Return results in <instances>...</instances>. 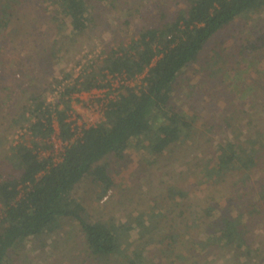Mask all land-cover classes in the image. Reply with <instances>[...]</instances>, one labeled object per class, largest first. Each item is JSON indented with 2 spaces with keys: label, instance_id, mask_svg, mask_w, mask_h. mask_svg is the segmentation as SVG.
Listing matches in <instances>:
<instances>
[{
  "label": "trees",
  "instance_id": "16d2710c",
  "mask_svg": "<svg viewBox=\"0 0 264 264\" xmlns=\"http://www.w3.org/2000/svg\"><path fill=\"white\" fill-rule=\"evenodd\" d=\"M41 1L47 7L51 22L63 29L61 35L68 39L78 38L90 28L96 29V18L103 15V22L105 14L117 9L123 1L133 2L131 8L141 12L137 20L139 33L129 41L110 43L100 57L89 60L62 89L48 82L41 86L34 84L33 65L26 69L27 62L34 59V53L27 51L29 48H20L18 60H7L4 64L6 67L19 65L28 78L30 94L27 104L21 107L28 111L31 123L22 140L11 146L10 156L16 161L10 160L8 168L0 174V264L7 263V256L15 245L49 229L63 217H71L80 225L87 249L85 264H113L114 254L129 240L126 236L132 231L137 237L128 248L123 247L121 264H157L154 258L163 253L170 264L216 261L227 264L230 259L238 264H264V235H261V230L264 233V123L258 121L259 113L264 111V23L261 20L249 24L245 34L235 35L240 52L249 53L252 58L257 77L250 79L255 86L243 99L236 94V98L231 97L227 107L233 110L215 115L210 126L200 129L207 134L210 146L203 163L205 176L201 179L209 187L215 185L217 178L221 180L217 199L206 206L197 203L194 214L172 231L178 225L177 219L168 227V214L162 208L156 211L154 207L147 215L154 219V226L148 224L142 212L128 225L119 221L108 226L101 220L91 219L83 203L73 195L74 188L89 177L100 188L99 197H102L115 183V168L110 162L124 157L130 144L140 146L145 139L155 159L170 160L178 141L187 144L188 139L196 136L199 129L196 120L204 115L199 114L200 110H195L193 115L185 114L180 91L192 89L195 95L191 93V96L195 98L205 92L208 80H202L201 84L190 80L179 84V79L198 60L215 33L227 29L252 10H261L264 0ZM20 10V0L0 3V57L6 48L7 36L13 40L21 29L13 19L14 14L20 16ZM125 21L129 22L128 18ZM41 48L53 53L52 49ZM58 50L62 55L63 47ZM229 50L218 48L220 62H226ZM62 59L60 56L59 61ZM141 74L144 75L141 84L119 83L117 95L109 99L103 118L96 125L84 127L82 134L74 137L76 132L68 119L74 93L110 87L108 75L135 79ZM212 86L211 96H219V90H225L218 83ZM50 95L54 97L51 99ZM55 123L59 127L58 137L67 141L59 161H54L50 140L56 132ZM49 148L51 152L43 154ZM188 148L190 151L191 147ZM166 193L174 201L172 205L178 206L185 202L187 195L173 181H169ZM209 196L215 195L211 192ZM181 213L185 214L183 208ZM157 221L161 223L158 229Z\"/></svg>",
  "mask_w": 264,
  "mask_h": 264
},
{
  "label": "rangeland",
  "instance_id": "374dc122",
  "mask_svg": "<svg viewBox=\"0 0 264 264\" xmlns=\"http://www.w3.org/2000/svg\"><path fill=\"white\" fill-rule=\"evenodd\" d=\"M2 1L4 0H0V3ZM132 3L119 2L117 9L105 14L103 22V15L96 18L98 23L96 29L90 28L78 38L68 39L61 35L64 30L51 22L47 7L41 0H20V16L14 14L13 19L21 29L13 40H9L7 36L6 48L0 57V174L6 170V167L8 168L10 160L16 161L12 155L10 156L11 146L21 139L31 123L28 111L21 107L28 102L31 85L19 65L12 67L4 65L9 62L7 60H18L17 54L20 48L31 49L27 51L34 53V59L27 62L26 69H30L33 65L31 72L34 74L32 77L34 84L41 86L48 82L57 89H62L64 85L73 81L89 60L100 57L103 49L110 43L129 41L138 35L137 20L141 12L132 9ZM126 18L129 22L125 21ZM258 20L264 23V7L261 10L250 11L248 15L236 19L227 29L215 33L198 60L189 65L179 79V84H185L188 80L192 83L208 80L205 82V94L198 93L195 98L191 96L194 92L192 89L180 91L185 114L193 115L195 110H200L199 114L204 115V118L196 120L199 129L196 136H191V138L194 136L193 140L188 139L187 144L182 140L178 141L174 145L175 152L171 153L173 157L170 160L155 159L149 147H146L148 141L145 139L140 146L130 144L124 157L113 158L110 162L115 168L113 171L115 183L102 197H99L100 188L89 177L84 178L74 188L73 195L83 203L85 212L91 216V219L101 220L108 226L118 224L119 221L123 225H128L132 221L135 222V218L142 212L146 215L148 224L154 226V219L147 215L155 207L156 211L162 208L161 211L168 214L166 217L169 220L168 227L170 222L177 219L178 225L172 230L175 231L184 219L188 220L194 214L197 203L206 206L219 197L217 188L221 180L217 178L215 185L209 187L208 183L201 179L204 175L203 163L209 155L210 146L207 134L200 129L204 130L206 126H210L215 115L226 114L233 110L227 107L231 97H235L236 94L237 98L243 99L252 90L254 84L252 85L250 78L252 76L253 79L256 78L257 72L250 54L240 52L241 46L235 35L240 32L245 34L250 25ZM43 46L52 49L53 53L51 50L42 49ZM62 47L64 50L60 55L61 51L58 49ZM218 48H224L225 51L230 49L225 63L217 58ZM60 56L64 58L61 61H59ZM66 73H70V77H66ZM123 77L108 75L110 87L74 93L70 101V112L72 111L73 115L86 123H90L95 117L101 118L109 99L117 95V87L123 81ZM143 77L144 75L141 74L138 78L124 82L138 85L143 82ZM216 83L225 90H219L220 93L217 92L219 96H211L212 84ZM50 96L51 99L54 97V95ZM259 115H261L259 123H264V111ZM13 117L15 122L11 123ZM55 124L56 135L59 127L57 123ZM182 130L185 131L183 135H186V128L183 125ZM227 132L230 134V128ZM241 135L244 137L243 133ZM50 140L54 141L53 136ZM188 147H191L190 151ZM50 148L43 151V154L50 152ZM52 154L56 160L59 159L58 154ZM169 181L181 185L187 191L183 199L185 202L180 206L172 205L174 201L167 197ZM211 192L215 195L214 198L209 196ZM154 197L159 199L158 203L153 199ZM181 208L185 210L183 216ZM156 224L158 229L161 223L157 221ZM261 232L260 234L264 235L262 230ZM134 233L135 231H132L127 234L129 240L125 241L114 254L113 264L122 263V253L125 252L123 247L128 248V244L133 242L132 239L135 240L137 236H134ZM83 237L77 220L71 217L60 218L49 229L15 245L7 256L6 264H85L87 249ZM262 252L264 253V250ZM160 256L154 258L157 264H170L165 253ZM231 257L234 258L232 255ZM213 264H221V261ZM227 264L238 263L230 259Z\"/></svg>",
  "mask_w": 264,
  "mask_h": 264
},
{
  "label": "built area",
  "instance_id": "2783aa9c",
  "mask_svg": "<svg viewBox=\"0 0 264 264\" xmlns=\"http://www.w3.org/2000/svg\"><path fill=\"white\" fill-rule=\"evenodd\" d=\"M117 76H124V75H117ZM117 76H115V77H117ZM124 80H126L128 82V78H126L125 76L123 77V81L122 82H124ZM104 110L102 111L101 118H96L95 117V118L92 119V121H90V123H86L84 120L78 119V117L76 115H73L74 113L71 111L68 119L70 121H72L73 129H75L76 133H75L74 137L75 136H80L82 134V130H83L84 127H89L91 125H96L103 118ZM57 134H58V132H57ZM57 134L56 135L55 134L52 135L53 139H54V141H52L53 142V146H54V148H53L54 150L52 149L53 150L52 153H55V154L59 155V157H58L59 159H57V160L55 159V157H53L54 161H59V160L62 159V153H63V151L65 149V144L67 143V141H63L60 137H58Z\"/></svg>",
  "mask_w": 264,
  "mask_h": 264
}]
</instances>
